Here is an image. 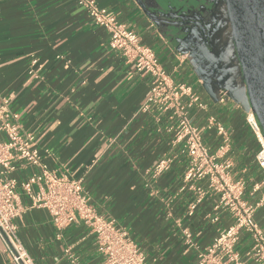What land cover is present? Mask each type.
Wrapping results in <instances>:
<instances>
[{
	"label": "crops",
	"instance_id": "obj_1",
	"mask_svg": "<svg viewBox=\"0 0 264 264\" xmlns=\"http://www.w3.org/2000/svg\"><path fill=\"white\" fill-rule=\"evenodd\" d=\"M96 1L134 28L174 78L191 85L208 103L209 114L225 123L234 178L246 180L247 198H258L264 186L249 195L254 183L264 181L256 161L259 142L246 120L249 111L232 99L214 100L191 62L211 49L198 41V52L190 49L189 57L193 41L169 39L136 0ZM108 40V32L78 0H0V94L10 99L23 131L35 136L48 168L82 179L98 211L126 228L152 263L196 264L198 251L232 223L231 214L216 209L220 195L210 190L190 212L197 192L184 183L186 157L174 142L172 121L159 117L156 108L140 112L149 80ZM177 47L187 52L186 60L177 58ZM190 113L197 124L205 123L206 112L194 108ZM205 138L215 150V134L207 132ZM163 158H170L171 166L155 175ZM35 170L20 162L12 176L21 183ZM201 185L206 188L207 182ZM19 193L25 211L15 223L36 264H70L68 247L82 264H99L86 225L70 226L60 239L48 210ZM256 218L264 227V208ZM0 264H13L1 239Z\"/></svg>",
	"mask_w": 264,
	"mask_h": 264
},
{
	"label": "built area",
	"instance_id": "obj_2",
	"mask_svg": "<svg viewBox=\"0 0 264 264\" xmlns=\"http://www.w3.org/2000/svg\"><path fill=\"white\" fill-rule=\"evenodd\" d=\"M78 4L96 25L108 32L109 47L133 63L141 76L148 78L149 92L140 112L149 113L156 108L159 117L166 115L172 121L170 130L174 134V142L182 145L186 157L184 183L197 192L190 212L210 190L220 195L216 209L231 214L232 223L198 251L196 264H264V227L256 218L259 209L264 208V192L251 200L246 196V180L234 178L233 162L226 157L232 150L228 127L221 119L209 114V105L198 92L191 85L177 81L173 72L163 66L156 51L115 12L96 0H78ZM176 56L180 61L187 58V54L179 51ZM219 94L218 101L230 99L224 90ZM194 108L206 112L204 124L195 122L190 113ZM246 120L258 139L256 161L264 172L262 129L251 110ZM207 132L215 134L219 140L215 150L206 141ZM20 162L36 168L21 183L12 176ZM171 163L170 158L161 159L154 168V174H162ZM202 182H207L206 188ZM263 186L264 181L254 183L249 195L253 196ZM19 189L30 198L34 207L48 210L60 239L70 226L86 225L95 238L101 257L99 264H154L126 228L98 211L85 192L82 179L59 175L48 168L35 136L23 131L19 115L11 109L10 99L0 94V239L13 264H36L21 241L15 223L25 211ZM184 235L192 244L190 232L185 230ZM66 254L70 264H82L72 247L66 249Z\"/></svg>",
	"mask_w": 264,
	"mask_h": 264
},
{
	"label": "water",
	"instance_id": "obj_3",
	"mask_svg": "<svg viewBox=\"0 0 264 264\" xmlns=\"http://www.w3.org/2000/svg\"><path fill=\"white\" fill-rule=\"evenodd\" d=\"M156 23L155 11H164L163 1L144 5ZM214 28L207 35L208 56L193 57L191 62L214 100L219 92L252 111L264 137V0H211ZM180 53L187 52L179 49ZM244 98V100H242Z\"/></svg>",
	"mask_w": 264,
	"mask_h": 264
},
{
	"label": "flooded vegetation",
	"instance_id": "obj_4",
	"mask_svg": "<svg viewBox=\"0 0 264 264\" xmlns=\"http://www.w3.org/2000/svg\"><path fill=\"white\" fill-rule=\"evenodd\" d=\"M164 11H155L159 19L156 23L159 30L169 39L178 40L187 37L192 40L189 46L198 52V46L204 42L211 49L207 35L213 30V6L211 0H161ZM144 5H156L154 0H142ZM191 47V48H190ZM193 53V52H192Z\"/></svg>",
	"mask_w": 264,
	"mask_h": 264
},
{
	"label": "rangeland",
	"instance_id": "obj_5",
	"mask_svg": "<svg viewBox=\"0 0 264 264\" xmlns=\"http://www.w3.org/2000/svg\"><path fill=\"white\" fill-rule=\"evenodd\" d=\"M165 5V4H164Z\"/></svg>",
	"mask_w": 264,
	"mask_h": 264
}]
</instances>
